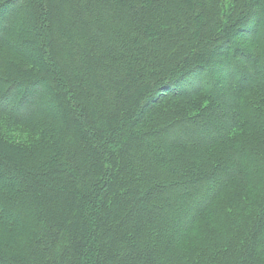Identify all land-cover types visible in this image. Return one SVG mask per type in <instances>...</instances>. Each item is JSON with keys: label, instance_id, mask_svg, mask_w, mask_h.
<instances>
[{"label": "trees", "instance_id": "obj_1", "mask_svg": "<svg viewBox=\"0 0 264 264\" xmlns=\"http://www.w3.org/2000/svg\"><path fill=\"white\" fill-rule=\"evenodd\" d=\"M262 4L0 0V264H264Z\"/></svg>", "mask_w": 264, "mask_h": 264}, {"label": "rangeland", "instance_id": "obj_2", "mask_svg": "<svg viewBox=\"0 0 264 264\" xmlns=\"http://www.w3.org/2000/svg\"><path fill=\"white\" fill-rule=\"evenodd\" d=\"M262 7H264V4H262ZM262 15H263V17H262V21H263V26H264V10H263V12H262ZM0 20L2 21L3 19L2 18H0ZM250 36H252V35H250ZM232 39H234V41L236 40V43H238L237 44V48L240 50V49H243V50H245V51H248V52H252V53H254V52H258V48H259V44L254 40V38H250L249 36H248V34L246 33V35L245 34H243V35H240V36H237V37H235L234 38V36H232ZM221 59V58H220ZM260 70H264V67L262 68V65L260 66L259 65V67H258V69L255 71V72H257V71H260ZM209 71H210V77L212 78V80H216V79H218V78H221V75H219L220 74V71L219 70H216L215 68H210L209 69ZM223 77H225V76H223ZM226 78V77H225ZM230 83L231 85H233V83L229 80V79H227V83ZM229 84V85H230ZM229 85H228V87L227 86H222V85H220V87H218L221 91H223V93L225 92V90H226V88H227V91H228V89H229ZM50 87V86H49ZM232 90H235V89H230V92L232 91ZM36 92H34V94H35ZM19 96L17 95H15V100H13V102H15L16 103V101L18 102L20 99L18 98ZM3 100L4 99H0V103L2 104H0V107H3L2 109H6V110H12V111H14V108H12V106L10 105V104H8V103H6V102H3ZM8 100V99H7ZM2 101V102H1ZM5 101V100H4ZM230 101L232 102V100H230L229 98H227L226 96H225V100H224V103L225 104H229L230 103ZM188 107H190V106H188ZM191 109H194V105L191 107ZM15 111H17V110H15ZM19 113H20V111H19ZM18 113V111H17V113L16 114H19ZM0 118L1 119H5V118H3V117H1L0 116ZM0 119V120H1ZM204 136H206L207 137V132H205L204 133ZM208 137H209V135H208ZM7 182H8V177L7 176H5V175H2V177H1V175H0V185L1 184H7ZM204 185H206V187H207V191L208 192H212V191H214L218 186H219V178L218 177H215V176H213V175H211V176H209L204 182H202ZM3 184V185H4ZM194 193H196V192H192V191H189V193H186V194H190V196L191 195H194ZM207 196H204V197H202L201 199H200V202L198 203L199 205H202L206 200H207ZM190 209V207H188V210ZM187 210V211H188ZM182 226H186V224H187V221L186 222H179Z\"/></svg>", "mask_w": 264, "mask_h": 264}]
</instances>
